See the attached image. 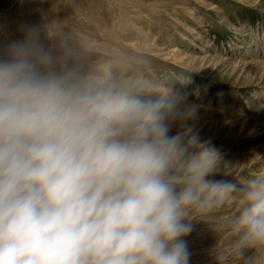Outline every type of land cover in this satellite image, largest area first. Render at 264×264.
<instances>
[{
	"label": "clouds",
	"instance_id": "9594fccd",
	"mask_svg": "<svg viewBox=\"0 0 264 264\" xmlns=\"http://www.w3.org/2000/svg\"><path fill=\"white\" fill-rule=\"evenodd\" d=\"M18 31L0 41V264H190L194 223L224 209L214 264H264V157L230 175L172 80Z\"/></svg>",
	"mask_w": 264,
	"mask_h": 264
},
{
	"label": "rangeland",
	"instance_id": "374dc122",
	"mask_svg": "<svg viewBox=\"0 0 264 264\" xmlns=\"http://www.w3.org/2000/svg\"><path fill=\"white\" fill-rule=\"evenodd\" d=\"M22 24L58 27L93 60L172 80L199 105L187 125L220 151L230 175L247 176L264 157V0H0V41ZM228 214L194 223L190 264H214L227 250Z\"/></svg>",
	"mask_w": 264,
	"mask_h": 264
}]
</instances>
